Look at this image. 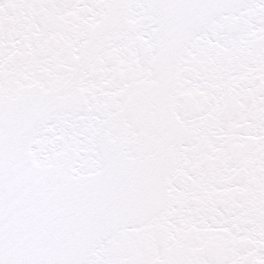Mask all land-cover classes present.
I'll list each match as a JSON object with an SVG mask.
<instances>
[{"label": "snow or ice", "instance_id": "snow-or-ice-1", "mask_svg": "<svg viewBox=\"0 0 264 264\" xmlns=\"http://www.w3.org/2000/svg\"><path fill=\"white\" fill-rule=\"evenodd\" d=\"M0 264H264V0H0Z\"/></svg>", "mask_w": 264, "mask_h": 264}]
</instances>
